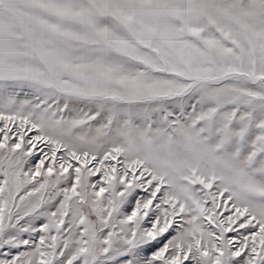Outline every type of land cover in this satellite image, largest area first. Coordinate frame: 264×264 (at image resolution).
<instances>
[{"label":"snow or ice","instance_id":"6c2138e0","mask_svg":"<svg viewBox=\"0 0 264 264\" xmlns=\"http://www.w3.org/2000/svg\"><path fill=\"white\" fill-rule=\"evenodd\" d=\"M0 264H264V0H0Z\"/></svg>","mask_w":264,"mask_h":264},{"label":"rangeland","instance_id":"374dc122","mask_svg":"<svg viewBox=\"0 0 264 264\" xmlns=\"http://www.w3.org/2000/svg\"><path fill=\"white\" fill-rule=\"evenodd\" d=\"M93 179H95V178H93ZM105 195H107V194H105Z\"/></svg>","mask_w":264,"mask_h":264}]
</instances>
